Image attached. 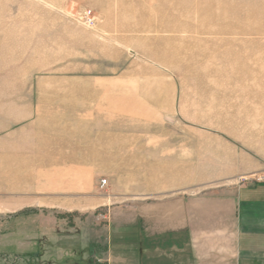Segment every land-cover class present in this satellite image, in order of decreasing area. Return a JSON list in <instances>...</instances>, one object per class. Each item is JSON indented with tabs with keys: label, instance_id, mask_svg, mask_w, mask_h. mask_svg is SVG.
Listing matches in <instances>:
<instances>
[{
	"label": "rangeland",
	"instance_id": "374dc122",
	"mask_svg": "<svg viewBox=\"0 0 264 264\" xmlns=\"http://www.w3.org/2000/svg\"><path fill=\"white\" fill-rule=\"evenodd\" d=\"M148 169L264 184V0H0V264L103 258Z\"/></svg>",
	"mask_w": 264,
	"mask_h": 264
},
{
	"label": "crops",
	"instance_id": "0c3cea01",
	"mask_svg": "<svg viewBox=\"0 0 264 264\" xmlns=\"http://www.w3.org/2000/svg\"><path fill=\"white\" fill-rule=\"evenodd\" d=\"M166 173L139 172L130 200L105 209L104 257L92 264H264V184L194 193L187 176ZM74 259L59 264L91 263Z\"/></svg>",
	"mask_w": 264,
	"mask_h": 264
},
{
	"label": "built area",
	"instance_id": "2783aa9c",
	"mask_svg": "<svg viewBox=\"0 0 264 264\" xmlns=\"http://www.w3.org/2000/svg\"><path fill=\"white\" fill-rule=\"evenodd\" d=\"M82 18H83L84 22H85L87 25H89V26H90V25H94V23H95V16L92 15V13H91L90 10H88V11L85 10V11L83 12V14H82ZM102 182L105 183L106 180L103 179Z\"/></svg>",
	"mask_w": 264,
	"mask_h": 264
},
{
	"label": "bare ground",
	"instance_id": "6f19581e",
	"mask_svg": "<svg viewBox=\"0 0 264 264\" xmlns=\"http://www.w3.org/2000/svg\"><path fill=\"white\" fill-rule=\"evenodd\" d=\"M205 2V1H204ZM263 9V8H262ZM258 10H259V8H258ZM208 21V20H207ZM210 23V22H209ZM186 28H187V26H186ZM166 29V28H165ZM176 29V28H175ZM182 29V28H181ZM216 29V28H215ZM219 29V28H218ZM173 30V29H172ZM224 30V29H223ZM219 31H221V30H219ZM180 37V36H179ZM184 37V36H183ZM182 37V38H183ZM187 37V36H186ZM181 41H182V39H181ZM167 43V42H166ZM174 44V43H173ZM161 47V46H160ZM163 50V49H162ZM186 52V51H185ZM178 57H179V55H178ZM225 58V57H224ZM227 68V67H226Z\"/></svg>",
	"mask_w": 264,
	"mask_h": 264
}]
</instances>
